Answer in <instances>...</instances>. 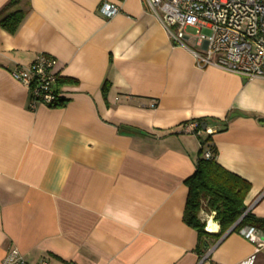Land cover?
Wrapping results in <instances>:
<instances>
[{
  "label": "crops",
  "instance_id": "1",
  "mask_svg": "<svg viewBox=\"0 0 264 264\" xmlns=\"http://www.w3.org/2000/svg\"><path fill=\"white\" fill-rule=\"evenodd\" d=\"M17 11L14 34L0 27V264L11 249L31 263L264 264L230 229L199 248L182 220L205 136L182 124L201 118L216 162L250 184L246 212L264 219V77L197 68L142 0H0V20ZM38 54L55 61L59 108L30 110L11 76ZM199 218L218 232L213 213Z\"/></svg>",
  "mask_w": 264,
  "mask_h": 264
},
{
  "label": "built area",
  "instance_id": "2",
  "mask_svg": "<svg viewBox=\"0 0 264 264\" xmlns=\"http://www.w3.org/2000/svg\"><path fill=\"white\" fill-rule=\"evenodd\" d=\"M145 9L161 24L173 46L191 51L199 69L208 66L246 79L264 77V0H142ZM100 13L111 18L118 12L114 4L103 3ZM188 29L194 33L189 34ZM193 40L195 49L188 42ZM55 61L38 54L29 66H16L11 76L30 93L29 109L53 106L62 96L58 91ZM196 123L182 126V131L195 135H212ZM204 152V158H210ZM239 234L254 245L255 252L264 251V235L254 227L240 229ZM209 253V252H208ZM208 253L203 258L208 256ZM254 256L243 264H253ZM2 264H50L41 259L28 262L16 249L9 250Z\"/></svg>",
  "mask_w": 264,
  "mask_h": 264
},
{
  "label": "trees",
  "instance_id": "3",
  "mask_svg": "<svg viewBox=\"0 0 264 264\" xmlns=\"http://www.w3.org/2000/svg\"><path fill=\"white\" fill-rule=\"evenodd\" d=\"M24 16L25 13L22 11L11 13L0 20V27L7 33L14 34ZM65 102V99L60 98L49 108H59ZM188 123H196L195 132L196 130H203V125L208 127L210 124L208 120L201 118L185 122L182 126H186ZM199 139L200 148L195 163V171L184 182L187 187V196L182 216L183 222L198 233V247L200 248L202 244V247H206L203 243L204 238H220L238 221L234 232L245 227H254L264 232V219L246 212L244 202L250 190V184L225 170L216 162V153L210 144V135H205ZM206 151L211 154L210 158H204ZM200 211L208 214L213 213V219L219 227L217 233L210 234L205 231V224L199 218Z\"/></svg>",
  "mask_w": 264,
  "mask_h": 264
},
{
  "label": "bare ground",
  "instance_id": "4",
  "mask_svg": "<svg viewBox=\"0 0 264 264\" xmlns=\"http://www.w3.org/2000/svg\"><path fill=\"white\" fill-rule=\"evenodd\" d=\"M207 229H208L209 232H216L217 227H216L215 224H213V223L210 221L209 224H208Z\"/></svg>",
  "mask_w": 264,
  "mask_h": 264
},
{
  "label": "rangeland",
  "instance_id": "5",
  "mask_svg": "<svg viewBox=\"0 0 264 264\" xmlns=\"http://www.w3.org/2000/svg\"><path fill=\"white\" fill-rule=\"evenodd\" d=\"M187 32H188L189 34H193V33H194V30H193V29H188ZM192 41H193V40H190V42H188V45H189V46H192V43H193Z\"/></svg>",
  "mask_w": 264,
  "mask_h": 264
},
{
  "label": "water",
  "instance_id": "6",
  "mask_svg": "<svg viewBox=\"0 0 264 264\" xmlns=\"http://www.w3.org/2000/svg\"><path fill=\"white\" fill-rule=\"evenodd\" d=\"M203 128H205V125H203ZM239 222V221H238ZM238 222H236L231 228H230V230L228 231V233H230V232H232L233 230H234V228H235V226L238 224ZM227 233V234H228Z\"/></svg>",
  "mask_w": 264,
  "mask_h": 264
}]
</instances>
